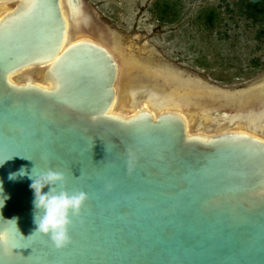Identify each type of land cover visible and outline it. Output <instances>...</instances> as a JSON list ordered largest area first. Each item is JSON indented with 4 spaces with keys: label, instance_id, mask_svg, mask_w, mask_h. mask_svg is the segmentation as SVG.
<instances>
[{
    "label": "water",
    "instance_id": "obj_1",
    "mask_svg": "<svg viewBox=\"0 0 264 264\" xmlns=\"http://www.w3.org/2000/svg\"><path fill=\"white\" fill-rule=\"evenodd\" d=\"M63 11L81 28L64 48ZM92 26L84 0H0V160L12 157L0 215L19 231L0 219V264H264V127L251 115L264 103L184 105L134 79L113 112L118 66ZM34 166L88 195L62 250L31 236V181L8 179Z\"/></svg>",
    "mask_w": 264,
    "mask_h": 264
},
{
    "label": "rangeland",
    "instance_id": "obj_2",
    "mask_svg": "<svg viewBox=\"0 0 264 264\" xmlns=\"http://www.w3.org/2000/svg\"><path fill=\"white\" fill-rule=\"evenodd\" d=\"M84 1L93 18L92 32L109 36L119 66L116 92L121 103L115 108L117 113L128 102L123 93L136 79L167 88L191 103L198 104L201 95L212 98L211 105L227 97L231 105L236 101L235 95L217 92L245 91L264 81V42L257 37L264 29V16H246L243 0ZM162 9L167 13L160 18ZM210 12L214 19L209 27L206 17ZM78 29H70V37ZM259 89L261 96L264 85ZM255 91L239 97L248 105ZM146 92L152 93V89ZM251 115L257 126L264 127V104ZM195 121L194 116L188 117L189 129Z\"/></svg>",
    "mask_w": 264,
    "mask_h": 264
},
{
    "label": "clouds",
    "instance_id": "obj_3",
    "mask_svg": "<svg viewBox=\"0 0 264 264\" xmlns=\"http://www.w3.org/2000/svg\"><path fill=\"white\" fill-rule=\"evenodd\" d=\"M9 159L0 160V167ZM135 162V157L129 154L127 160L129 171L134 169ZM34 168L35 166L29 172L21 167L17 172L10 173L8 179L16 181L18 178L27 176L31 181L29 188L34 195L32 204L33 223L35 225V231L31 236L36 233L47 236L57 250H62L71 241L69 228L73 223V217L80 215L81 209L88 200V195L83 191H69L67 189V177L64 173L52 169L36 173ZM45 187L48 188L47 192L43 191ZM9 198L4 193L3 182L0 181V209L5 206V202ZM0 219L4 220L2 215H0ZM4 221L15 225L16 231L19 232L17 218ZM7 239V235L0 231V244L5 243Z\"/></svg>",
    "mask_w": 264,
    "mask_h": 264
},
{
    "label": "bare ground",
    "instance_id": "obj_4",
    "mask_svg": "<svg viewBox=\"0 0 264 264\" xmlns=\"http://www.w3.org/2000/svg\"><path fill=\"white\" fill-rule=\"evenodd\" d=\"M63 15H64V18H65V20H66V22H67V28H66V36H65V39H64V43H63V47L62 48H64L66 45H68V44H70L72 41H73V39H74V35L73 36H71L70 37V35H69V30L70 29H75L74 27H72V25L67 21V17H66V14H65V12L63 11ZM80 28V27H79ZM80 30H81V28H80ZM79 29H78V31L77 32H79L80 31ZM76 32V33H77ZM111 48H108V50H109V52H110V54L113 56V58H114V55H113V52H112V50H110ZM114 60H115V58H114ZM116 61V60H115ZM117 63V62H116ZM117 66H118V64H117ZM118 76H119V66H118V73H117V79H118ZM117 79H116V82H117ZM138 83H141V82H138ZM142 83H144V82H142ZM148 83H151V82H145L144 84H148ZM153 84V83H152ZM164 87H166V86H164ZM160 88H162V87H160V86H156V89L157 90H164V88H162V89H160ZM260 88V87H259ZM258 88V89H259ZM182 90H183V92H186V90L185 89H183L182 88ZM115 92H116V83H115ZM259 92L261 93V91H260V89H259V91H257V89H256V91H255V98H252V99H255L256 101H260L262 104L264 103V93L262 92V94H261V96H259ZM129 91H128V89L123 93L124 94V96H126L127 97V100H128V96H129ZM187 93V92H186ZM196 93H198V92H196ZM200 94L199 95H201V92H199ZM168 96H169V98L170 99H175V100H178L180 103H182V104H184V105H188V104H191V105H211L210 103H209V101L210 100H212V98H209V99H207V97H205V96H202L201 95V97L202 98H200V102L197 104V103H195V102H190V101H187V100H185V99H183V98H181V97H177V96H175V94L173 93H171V92H169V91H167V93H166ZM195 94V93H194ZM185 95H187V96H190V94L189 93H187V94H185ZM230 95H232V94H230ZM190 97H192V99H194V97L193 96H190ZM235 97H237L235 100V103L234 104H245L246 105V101H244V99H243V97H239V96H235ZM256 97H258V98H256ZM230 98H228L227 97V99L224 101L223 99H219V101L218 102H221V101H224L227 105H231L229 102H230V100H229ZM251 99V100H252ZM232 100V99H231ZM251 100H249V101H251ZM119 101H120V103H121V100L119 99V97H118V95H117V92L115 93V100H114V103H113V106H112V111L113 112H116L115 111V108H116V106H117V104L119 103ZM217 103V102H216ZM260 103V104H261ZM215 104V103H214ZM145 109L147 108L146 106L144 107ZM122 110V108L120 109V111ZM117 113V112H116ZM118 114H121V113H119L118 112ZM180 116H182V118L185 120V123H186V127H187V130H191V129H189V126H188V117H191L192 118V115H184V114H179ZM196 119V118H195ZM206 119V118H205ZM204 119V120H205ZM206 122H207V119H206ZM257 127V126H256ZM259 128V127H258ZM239 129V128H238ZM241 129V128H240Z\"/></svg>",
    "mask_w": 264,
    "mask_h": 264
},
{
    "label": "trees",
    "instance_id": "obj_5",
    "mask_svg": "<svg viewBox=\"0 0 264 264\" xmlns=\"http://www.w3.org/2000/svg\"><path fill=\"white\" fill-rule=\"evenodd\" d=\"M242 4H243V8L242 10H244L246 12V16H248L249 18H258V17H262L264 16V9H262L263 7V4H257V5H253V4H250L248 1L246 0H243L242 1ZM168 9V8H167ZM167 9H162L161 10V14L163 17L166 13H167ZM213 19H214V14L212 12H210L207 17H206V20H207V25L210 27L212 25V22H213ZM258 39H261L263 42H264V29H262L259 33H258Z\"/></svg>",
    "mask_w": 264,
    "mask_h": 264
},
{
    "label": "snow or ice",
    "instance_id": "obj_6",
    "mask_svg": "<svg viewBox=\"0 0 264 264\" xmlns=\"http://www.w3.org/2000/svg\"><path fill=\"white\" fill-rule=\"evenodd\" d=\"M14 248H18V247H14Z\"/></svg>",
    "mask_w": 264,
    "mask_h": 264
}]
</instances>
